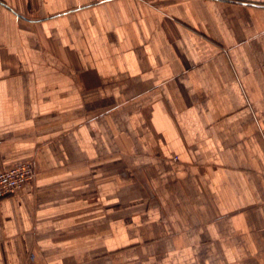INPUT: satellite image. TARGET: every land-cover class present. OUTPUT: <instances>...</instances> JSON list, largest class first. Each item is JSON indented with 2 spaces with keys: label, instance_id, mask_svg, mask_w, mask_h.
Listing matches in <instances>:
<instances>
[{
  "label": "crops",
  "instance_id": "0c3cea01",
  "mask_svg": "<svg viewBox=\"0 0 264 264\" xmlns=\"http://www.w3.org/2000/svg\"><path fill=\"white\" fill-rule=\"evenodd\" d=\"M0 264H264V0H0Z\"/></svg>",
  "mask_w": 264,
  "mask_h": 264
},
{
  "label": "built area",
  "instance_id": "2783aa9c",
  "mask_svg": "<svg viewBox=\"0 0 264 264\" xmlns=\"http://www.w3.org/2000/svg\"><path fill=\"white\" fill-rule=\"evenodd\" d=\"M36 172L32 161L18 162L0 169V200L20 193L34 181Z\"/></svg>",
  "mask_w": 264,
  "mask_h": 264
}]
</instances>
